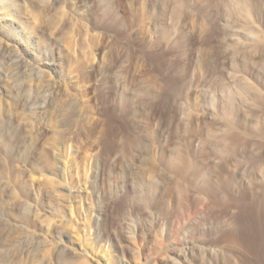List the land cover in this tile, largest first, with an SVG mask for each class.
<instances>
[{
  "label": "rangeland",
  "instance_id": "rangeland-1",
  "mask_svg": "<svg viewBox=\"0 0 264 264\" xmlns=\"http://www.w3.org/2000/svg\"><path fill=\"white\" fill-rule=\"evenodd\" d=\"M263 96L264 0H0V264H264Z\"/></svg>",
  "mask_w": 264,
  "mask_h": 264
},
{
  "label": "bare ground",
  "instance_id": "bare-ground-1",
  "mask_svg": "<svg viewBox=\"0 0 264 264\" xmlns=\"http://www.w3.org/2000/svg\"><path fill=\"white\" fill-rule=\"evenodd\" d=\"M263 98H264V96H263ZM264 102V101H263ZM238 132H239V130H238ZM224 143V142H223ZM264 198V197H263ZM258 222H259V220H258ZM257 222V223H258ZM263 224V225H262ZM261 225L263 226V227H261L260 226V228H258V226H257V228L258 229H260V231H261V234H260V236H261V239L260 238H258V239H260V245L259 246H261V248L263 249V252H264V222L262 223ZM254 226H255V224H254ZM256 228V227H255ZM259 234H257V236H258ZM255 236V235H254ZM259 237V236H258ZM256 238V237H255ZM256 240V239H255ZM246 241H247V239H246ZM257 241V240H256ZM243 242H244V240H243ZM242 242V243H243ZM248 242V244H250V242L249 241H247ZM247 244V243H246ZM254 244V243H253ZM244 245H245V242H244ZM251 245H252V243H251ZM248 246V245H247ZM250 246V245H249ZM254 248H256V247H254ZM256 251H257V249H255ZM261 250V249H260ZM261 252V251H260ZM262 253V252H261ZM260 253V254H261Z\"/></svg>",
  "mask_w": 264,
  "mask_h": 264
}]
</instances>
